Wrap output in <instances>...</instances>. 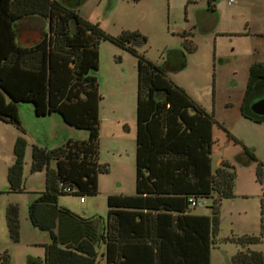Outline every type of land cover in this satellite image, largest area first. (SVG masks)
Masks as SVG:
<instances>
[{"label":"trees","instance_id":"16d2710c","mask_svg":"<svg viewBox=\"0 0 264 264\" xmlns=\"http://www.w3.org/2000/svg\"><path fill=\"white\" fill-rule=\"evenodd\" d=\"M84 1L0 0V120L24 132L18 104L30 103L37 117L59 116L67 128L87 133L83 139L70 138L55 148L33 146L31 171L45 170L46 180L45 190L29 207V220L47 232L51 242L44 245L43 260L29 257L27 264H99L100 260L104 264L148 260L155 264H211L220 206L223 199L233 197L236 173L227 162L211 170L209 134L207 143H200L206 164L194 145L191 151L171 147L172 123L166 112L171 95L158 87L157 79L168 71L182 70L185 53L168 51L162 65L146 60L131 46L144 41L139 33L118 38L106 34L98 24L78 14ZM102 41L117 44L138 58L136 192L133 196H110L107 221L82 218L58 205L59 195L96 196L99 174L109 171L98 156L102 97L97 71ZM179 96H185L184 92L179 90ZM261 99L264 63H257L249 69L242 114L258 124L264 123V117L254 114L251 106ZM202 118L200 114L199 124ZM26 147L25 139L18 138L15 161L7 174L10 192L24 189ZM244 152L247 161H254L253 154ZM256 177L264 183L261 162ZM198 198L212 200V216L192 214L195 207L190 201L198 202ZM7 228L17 242L20 223L16 205L7 208ZM262 237L227 238L241 247L231 264H264L263 252L252 247L260 244Z\"/></svg>","mask_w":264,"mask_h":264},{"label":"rangeland","instance_id":"374dc122","mask_svg":"<svg viewBox=\"0 0 264 264\" xmlns=\"http://www.w3.org/2000/svg\"><path fill=\"white\" fill-rule=\"evenodd\" d=\"M257 3L254 0L259 23L263 24L264 0ZM186 5L187 0H87L78 7V14L114 38L124 33H139L146 41L131 46L157 65L167 61L169 50L185 51L187 66L168 71L165 77L157 79L158 86L171 95L166 108L168 121L172 123L170 144L176 151H191L194 145L206 164L204 146L200 143H207L209 134L211 170L214 172L226 162L234 167L233 197L222 200L219 231L211 248V264H231L241 247L226 241L229 237L262 235V242L252 247L264 250V183L256 177L258 164H264V123H255L242 114L249 69L260 60L264 63V53L258 55L253 39L248 38L237 41L236 51L231 53L238 58L236 61L228 62L221 57L214 60L213 47L201 36H196L195 41L192 33H185L187 26L181 27L187 20ZM186 40L198 43L199 49L190 50ZM262 43L258 40L257 47L264 48ZM98 51L97 78L102 97L98 156L99 163L109 171L99 174L96 196L59 195L58 205L82 218L100 217L107 221L109 197L131 196L136 192L138 58L109 41H102ZM179 90L185 96H179ZM200 114L203 118L199 124ZM18 116L24 132L0 120V264H27L29 257L43 260L44 245L51 242L50 235L29 220V207L45 190L46 180L45 170L31 171L33 146L55 148L68 137L87 136L84 131L64 126L59 116L37 117L30 103L18 104ZM20 137L27 143L24 189L14 193L10 192L7 174L15 161L14 146ZM245 150L254 155V161L241 159ZM198 202L192 213L212 216V200L198 198ZM9 205L19 209L17 242L12 240L7 228Z\"/></svg>","mask_w":264,"mask_h":264},{"label":"crops","instance_id":"0c3cea01","mask_svg":"<svg viewBox=\"0 0 264 264\" xmlns=\"http://www.w3.org/2000/svg\"><path fill=\"white\" fill-rule=\"evenodd\" d=\"M86 1L87 0H85L83 3H85ZM253 3L254 0H234V3L232 5H229L226 0H187V20L185 24H181V27H184L185 29L187 26V30L185 31V33H187L188 35H191L188 32L192 33L195 36V41L196 36H201V38L206 42L207 45L210 44L213 47L212 52L214 60H216L218 57H221L228 62H230L231 59H234L236 61L238 58H236V56H233L231 53H235V46L237 44V41H245L248 38L253 39L255 51H257V54L259 55L260 53H264V48H258L256 43L258 42V40H262V45L264 44V23H259V11L257 9L258 7L254 6ZM257 4H262V0H258ZM82 18L84 19L86 17ZM34 21L40 23L43 26H46V24L41 20L34 19ZM185 43H188V46H192L191 48L194 49L193 51H197L200 47L198 43L191 42L189 40H186ZM169 51L182 52L184 50L179 48L176 50L171 49ZM226 53H230V56H225ZM260 62L262 61L260 60L256 63ZM175 63H177V65L180 64V60L175 61ZM186 66L187 61L185 62V67ZM70 138L74 137H68L64 140V142ZM192 214L196 215L194 213ZM196 216L210 217L208 215ZM262 233L264 235V224ZM258 251H262L264 254V250ZM99 264H104V261L100 260ZM138 264L155 263L154 261L150 260L148 261V263L138 262Z\"/></svg>","mask_w":264,"mask_h":264},{"label":"water","instance_id":"95a60500","mask_svg":"<svg viewBox=\"0 0 264 264\" xmlns=\"http://www.w3.org/2000/svg\"><path fill=\"white\" fill-rule=\"evenodd\" d=\"M251 110L254 114L264 117V99L258 100L253 103L251 106Z\"/></svg>","mask_w":264,"mask_h":264},{"label":"built area","instance_id":"2783aa9c","mask_svg":"<svg viewBox=\"0 0 264 264\" xmlns=\"http://www.w3.org/2000/svg\"><path fill=\"white\" fill-rule=\"evenodd\" d=\"M228 2L229 5H232L234 3V0H226ZM81 202L84 203V199H81ZM191 205L193 207H197V205L199 204V202L191 200Z\"/></svg>","mask_w":264,"mask_h":264},{"label":"flooded vegetation","instance_id":"af4514ba","mask_svg":"<svg viewBox=\"0 0 264 264\" xmlns=\"http://www.w3.org/2000/svg\"><path fill=\"white\" fill-rule=\"evenodd\" d=\"M243 158L246 159V160L248 159V156L245 155V152H244Z\"/></svg>","mask_w":264,"mask_h":264}]
</instances>
